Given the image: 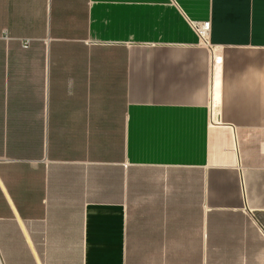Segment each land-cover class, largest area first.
<instances>
[{"label": "crops", "instance_id": "crops-1", "mask_svg": "<svg viewBox=\"0 0 264 264\" xmlns=\"http://www.w3.org/2000/svg\"><path fill=\"white\" fill-rule=\"evenodd\" d=\"M0 264H264V0H0Z\"/></svg>", "mask_w": 264, "mask_h": 264}, {"label": "built area", "instance_id": "built-area-1", "mask_svg": "<svg viewBox=\"0 0 264 264\" xmlns=\"http://www.w3.org/2000/svg\"><path fill=\"white\" fill-rule=\"evenodd\" d=\"M193 27L200 34L204 35L209 28V22H193ZM30 39L27 38L23 41L25 47L29 46Z\"/></svg>", "mask_w": 264, "mask_h": 264}]
</instances>
